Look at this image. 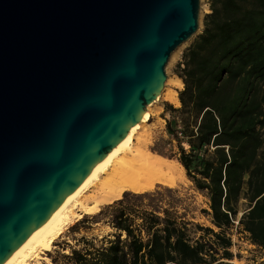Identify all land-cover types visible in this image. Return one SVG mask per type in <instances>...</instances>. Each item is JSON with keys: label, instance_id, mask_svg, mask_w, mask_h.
<instances>
[{"label": "water", "instance_id": "water-1", "mask_svg": "<svg viewBox=\"0 0 264 264\" xmlns=\"http://www.w3.org/2000/svg\"><path fill=\"white\" fill-rule=\"evenodd\" d=\"M198 0H0V264L160 92Z\"/></svg>", "mask_w": 264, "mask_h": 264}, {"label": "trees", "instance_id": "trees-1", "mask_svg": "<svg viewBox=\"0 0 264 264\" xmlns=\"http://www.w3.org/2000/svg\"><path fill=\"white\" fill-rule=\"evenodd\" d=\"M207 7L177 66L179 106L164 108L178 120L175 131L166 122L173 158L207 198L198 212L210 226L178 213L181 199L163 197L169 187L120 189L69 227L84 234L65 243L66 253L49 255L51 264H233L232 220L264 250V0H207ZM96 223L108 231L87 237Z\"/></svg>", "mask_w": 264, "mask_h": 264}, {"label": "bare ground", "instance_id": "bare-ground-1", "mask_svg": "<svg viewBox=\"0 0 264 264\" xmlns=\"http://www.w3.org/2000/svg\"><path fill=\"white\" fill-rule=\"evenodd\" d=\"M169 85L179 89L182 82L177 78L169 81ZM161 91L145 105L140 119L126 131L122 139L105 153L46 220L1 264H41L46 260L42 252L81 214L93 212L117 189L147 187L159 177L163 168L171 170L164 159L157 157L146 147L151 116L148 107L156 102ZM165 97L170 103H178L175 90L166 92Z\"/></svg>", "mask_w": 264, "mask_h": 264}, {"label": "rangeland", "instance_id": "rangeland-1", "mask_svg": "<svg viewBox=\"0 0 264 264\" xmlns=\"http://www.w3.org/2000/svg\"><path fill=\"white\" fill-rule=\"evenodd\" d=\"M208 12L207 0H198L197 7V27L195 32L191 33L188 39L182 41L175 49H173L164 64V74L165 79L163 81V86L161 88V94L157 97L156 102L148 107L151 116L149 118L148 128L149 133L146 136V147L151 151H156L160 153L163 157L156 155L164 159L171 170L163 168L159 177L151 182L150 185L143 188H134V189H123L129 192H143L145 190H152L156 185L166 186L174 190L172 194L164 195V199H181L180 203L177 204L178 213H185L184 217L189 218L192 217V221L199 223L202 226H210L208 219L198 212L199 208H207L205 203V196L196 191L191 182L185 177L184 172L181 171V166L177 163V161L173 158L175 155V140L170 135L168 131V126H166V122L169 124V129L172 131L178 130V120L176 112L166 110L164 108V104L170 103L166 100L165 93L169 90H175L177 95V90L180 88H171L169 87V81H175L177 77V66L181 62V56L184 49L190 44L193 38L200 32L202 27V18L205 13ZM172 107L177 108L179 103L172 102L170 103ZM152 153V152H151ZM154 154V153H153ZM120 190V189H117ZM117 190L108 198H106L103 202H101L93 212V214L99 210V208L105 204L111 203L108 199L117 196ZM119 199V198H118ZM243 206H241L242 208ZM240 211L237 214L239 216ZM83 214H81L82 216ZM81 218V217H80ZM79 218V219H80ZM78 220V219H77ZM74 220L71 224L67 225L63 232L53 241V244L45 251L42 252V256L46 259L41 264H51L49 255H53L55 251L66 253L67 250H62L65 243L68 245H75V239L79 238L84 234L82 229L79 232H70L69 227L76 222ZM91 230L86 233L87 237L89 235H101L108 231L106 226L101 225L100 223L92 224ZM227 234L231 238V247L230 252L232 253L231 261L233 264H244V263H261L264 264V250L253 246L250 244L246 238L245 234L241 232L238 228L237 224L231 226L229 230L226 231ZM196 234L201 232H195Z\"/></svg>", "mask_w": 264, "mask_h": 264}, {"label": "built area", "instance_id": "built-area-1", "mask_svg": "<svg viewBox=\"0 0 264 264\" xmlns=\"http://www.w3.org/2000/svg\"><path fill=\"white\" fill-rule=\"evenodd\" d=\"M233 222V225H236L237 224V221L236 220H232Z\"/></svg>", "mask_w": 264, "mask_h": 264}, {"label": "crops", "instance_id": "crops-1", "mask_svg": "<svg viewBox=\"0 0 264 264\" xmlns=\"http://www.w3.org/2000/svg\"><path fill=\"white\" fill-rule=\"evenodd\" d=\"M241 201H243V199H241ZM205 203H206V207H207V198H205Z\"/></svg>", "mask_w": 264, "mask_h": 264}]
</instances>
